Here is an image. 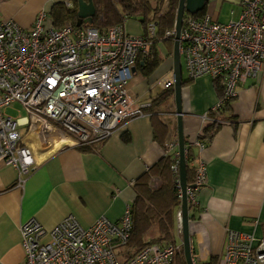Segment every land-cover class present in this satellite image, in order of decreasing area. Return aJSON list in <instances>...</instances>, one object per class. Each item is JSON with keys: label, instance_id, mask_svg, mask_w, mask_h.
<instances>
[{"label": "built area", "instance_id": "obj_1", "mask_svg": "<svg viewBox=\"0 0 264 264\" xmlns=\"http://www.w3.org/2000/svg\"><path fill=\"white\" fill-rule=\"evenodd\" d=\"M239 12L226 24L209 14L186 15L179 38L182 72L188 81L208 77L218 81L223 98L210 109L218 111L236 96L247 79H264V0H239ZM47 14L39 12L30 29L11 20H0V165L17 172L23 188L35 170L30 149L21 143L18 121L4 111L18 104L29 117L53 124L72 137L79 147H92L110 138L123 123L147 114L129 90L132 69L152 56L156 25L149 22L145 35L133 36L121 24L99 31L90 26H45ZM175 37L174 29L165 39ZM154 90L173 88L172 78L158 79ZM197 138L188 147L203 151L201 118ZM170 143L165 155L176 148ZM186 161V148H185ZM171 171L179 182L178 154ZM194 181L186 190L188 207L196 208V194L205 186L207 169L197 159L189 163ZM180 194V191H179ZM177 218L181 219L180 212ZM132 207L121 219L100 217L83 228L67 217L51 231L31 219L20 228L25 264H174L180 246L149 242L130 253ZM193 264H197L193 260ZM217 264H264V237L227 231L224 254Z\"/></svg>", "mask_w": 264, "mask_h": 264}, {"label": "crops", "instance_id": "obj_2", "mask_svg": "<svg viewBox=\"0 0 264 264\" xmlns=\"http://www.w3.org/2000/svg\"><path fill=\"white\" fill-rule=\"evenodd\" d=\"M76 1L0 0V20H11L28 30L43 11L45 26L53 27V7L73 8ZM223 3L237 9L236 16L239 12V0H211L206 13L219 23L218 7ZM156 54L164 61L146 75L144 61H138L128 85L147 115L123 123L100 144L79 147L53 124L38 122L28 114L16 119L21 143L30 149L35 170L21 189L16 187V170L0 165V264H25L20 228L31 219L47 231L67 217L85 229L100 217L118 222L126 206L134 203V183L166 156L170 143L177 146L169 156L174 159L178 154L174 96L159 108L151 107L162 92L154 90V83L172 74L168 47L159 45ZM217 102L214 83L208 77L182 87L183 137L188 146L201 129L200 118ZM218 118L223 122L211 140L204 141L203 151L196 147L190 151L207 169L206 184L196 194L197 206L189 211L191 255L197 264H217L224 254L227 231L255 240L264 237V79L240 84ZM152 186L159 188L160 180L154 179ZM158 237L157 228L152 227L145 244Z\"/></svg>", "mask_w": 264, "mask_h": 264}, {"label": "trees", "instance_id": "obj_3", "mask_svg": "<svg viewBox=\"0 0 264 264\" xmlns=\"http://www.w3.org/2000/svg\"><path fill=\"white\" fill-rule=\"evenodd\" d=\"M91 1L95 7V16L90 27L99 31H106L111 27L121 24L124 20L138 23L142 27V35H145V27L149 22L156 25V35L152 43V56L144 59L143 72L146 74L160 65L164 59L156 54L159 45L172 47V41L165 39V33L174 29L176 10L179 0H84ZM206 9L196 16H202ZM53 28H61L65 24L76 25V2L73 8H67L63 4L53 7L50 13ZM171 56V54H169ZM183 79L182 87L191 83ZM214 88L218 95V100L223 98V89L218 81H213ZM174 96L173 88L163 90L152 101V108H159L167 103ZM232 103V99L225 101L221 108L216 111H208L211 122L202 128L199 140L209 141L217 132L223 120L219 119L220 113ZM188 144V143H187ZM186 147V182L191 187L194 181L193 169L189 163L193 160L191 147ZM171 156L166 155L155 166L151 167L133 185L135 200L132 207L133 227L129 239V246L136 252L145 246V238L150 233L152 227H156L159 237L158 242L175 244L173 236V215L175 210L180 209V194L177 189V177L171 171L173 164ZM158 179L161 186L154 189L152 181ZM193 208L189 206V211ZM179 256L183 264L185 263L183 249L180 248Z\"/></svg>", "mask_w": 264, "mask_h": 264}, {"label": "water", "instance_id": "obj_4", "mask_svg": "<svg viewBox=\"0 0 264 264\" xmlns=\"http://www.w3.org/2000/svg\"><path fill=\"white\" fill-rule=\"evenodd\" d=\"M211 0H179L176 10L174 31L175 37L172 49V74L174 91V103L176 109L177 131H178V166H179V182L180 191V215L179 221L182 235V249L186 264H193L190 248V232H189V207L187 202L186 190L188 188L186 182V161H185V141L183 137V113L181 104L182 91V63L179 53V38L182 28L183 19L186 15L196 16L203 12ZM95 7L91 1L77 0L76 1V27L90 25L95 16ZM134 69H132L133 73Z\"/></svg>", "mask_w": 264, "mask_h": 264}, {"label": "rangeland", "instance_id": "obj_5", "mask_svg": "<svg viewBox=\"0 0 264 264\" xmlns=\"http://www.w3.org/2000/svg\"><path fill=\"white\" fill-rule=\"evenodd\" d=\"M219 13H220V23L221 24H226L230 19V13L231 11L234 12L235 16H236V11L237 9L233 8L232 5L228 4V3H223L221 4L220 7H218ZM235 16H233V18H235ZM133 23L136 26H130V24ZM124 28L130 30V32L133 34H135L134 36H140L142 35V27L141 25H139L138 23L132 22V21H126L124 24ZM127 32V31H126ZM135 32V33H134ZM170 41H172V47L170 46L168 48L169 50V54H172V49H173V39H169ZM4 113L11 117L12 119L16 120L17 118L23 117L26 115L25 111L20 107V105L18 104H13L12 106L8 107ZM179 213V211H176L175 213V225L173 227V236L176 239H179V242L177 243V245L180 246V248L182 247V235H181V229H180V224H179V219L177 218V214ZM153 242H158L157 240H154ZM129 250L130 253H134L136 250L132 247L129 246ZM179 253H177V255L175 256V260H174V264H183V261L181 259V257L179 256Z\"/></svg>", "mask_w": 264, "mask_h": 264}]
</instances>
